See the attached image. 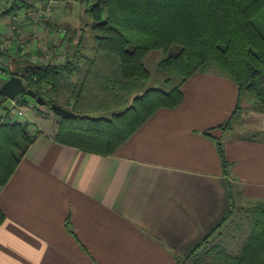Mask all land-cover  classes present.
I'll return each instance as SVG.
<instances>
[{"label":"crops","instance_id":"obj_1","mask_svg":"<svg viewBox=\"0 0 264 264\" xmlns=\"http://www.w3.org/2000/svg\"><path fill=\"white\" fill-rule=\"evenodd\" d=\"M9 4L0 0V48L10 53L0 87L11 75L7 69L18 71L32 62L34 41L52 46L55 40L50 30L26 29L27 39L19 47L10 14H5ZM90 4L59 3L50 16L53 25L77 37L70 39L72 52L80 55L75 59L79 70L70 79L74 85L114 72L109 61L114 66L115 60L98 51L96 38H85L86 25L92 28ZM154 52L158 55L152 66L157 68L160 49L143 59L149 71ZM114 87L108 105H95L111 108L109 116L136 95ZM181 89L184 99L178 106L156 110L111 154L58 142L57 126L38 134L0 186L6 217L0 226V264H178L177 257L189 253L228 215L229 181L244 197L264 200V129L247 136L243 128L220 127L236 105V83L210 67L186 78ZM121 95L127 99L123 105ZM6 105L8 99L0 97V108Z\"/></svg>","mask_w":264,"mask_h":264},{"label":"trees","instance_id":"obj_2","mask_svg":"<svg viewBox=\"0 0 264 264\" xmlns=\"http://www.w3.org/2000/svg\"><path fill=\"white\" fill-rule=\"evenodd\" d=\"M34 1L10 0L5 14L32 10ZM88 11L92 28L96 30L98 51L118 60L117 69L106 84L136 95L131 104L110 116L80 112L77 104L81 94L72 90L76 85L70 82L72 74L79 70L75 62L80 56L77 51L64 63L40 65L27 61L18 71L10 70L11 75L21 76L28 87L45 97L47 106L55 104L69 113L54 111L59 116L54 134L58 142L111 154L156 110L178 106L184 99L182 82L196 71L210 67L226 73L239 90L230 117L220 127L230 128L240 117L244 94L257 108L264 107V0H92ZM174 46L179 49L169 53ZM152 49H160L163 53L157 68L180 79L168 89L150 87L139 91L151 77L143 59ZM169 79L165 78L166 81ZM64 82L68 84L71 96L62 102L56 98L58 96H52L51 91L59 94ZM0 97L2 101L6 100L1 94ZM123 97L120 96V104L127 101ZM26 124L8 120L0 123V186L10 179L38 135H29ZM217 148L226 170L228 162L218 139ZM229 191L228 215L189 253L177 257L178 264L202 245L206 247L211 235L232 220L240 208L244 209L249 231L238 251L229 252L218 243L205 249L203 259L211 257V264H264V200L244 197L232 181H229ZM244 200L247 207H243V203L241 206ZM5 218L0 209V226Z\"/></svg>","mask_w":264,"mask_h":264},{"label":"rangeland","instance_id":"obj_3","mask_svg":"<svg viewBox=\"0 0 264 264\" xmlns=\"http://www.w3.org/2000/svg\"><path fill=\"white\" fill-rule=\"evenodd\" d=\"M23 10L25 9H22V11ZM83 20L84 23H86V21L89 20V15L87 12L84 14ZM87 25H86L87 30L85 31L86 32L85 38L90 42H92L94 41L96 34L93 33L94 32L93 28H91L90 25H88L89 27H87ZM71 38L73 39V41H76L77 37L76 36L69 37V39ZM72 48L73 46H71V49ZM178 49L179 48L177 46H174L169 51V53H175ZM0 53L3 55L4 59H7L8 55H10L9 51H6L4 48H0ZM29 55L31 56V53ZM157 55H158L157 52L150 54V58H149L150 60L148 61L151 65L150 66L151 68L150 71L152 73L151 78L150 80H148L147 82H145L140 86L139 91L145 90L150 86L161 89H168L171 86L175 85L177 81L180 79V77L176 75H168L167 73L163 72L158 68L153 69L152 65ZM159 56L162 57L163 53L160 54ZM114 60H115L114 66H113L114 62L112 63L111 61H109L110 66L112 67L110 68L112 72L116 71L118 65V60L116 58H113L112 61ZM7 70L6 71L9 74L10 71L9 69ZM95 71H97V68L95 69ZM106 71H108V69ZM166 77L170 78L169 81L165 80ZM108 79L109 78H102V79L98 78L97 80H95V82L93 81L89 83L79 82L78 85L76 84L75 88H72V90L75 92H79L82 90V97L80 98L77 104L78 110H80V112H84V111L88 112L89 115L91 116H100V115L109 116L108 113L106 112L110 111L111 108L109 109V108H102L95 106V105H100V106L108 105L106 104V102L110 98V96H112L111 92L115 91V87L113 88V84L110 83L106 84V80ZM97 81L98 83H96ZM63 84H64V88L59 92V94L58 93L55 94V91L53 90L51 91L52 96L55 97L58 96L56 98L58 99L60 98L62 102L71 96V92L67 89L68 84L65 82ZM116 91H118V93H121L123 90L119 88V90ZM30 100H33L34 104L30 105L29 104ZM16 102L20 105V108L23 109L25 112V122H27L26 131L29 135L33 136L36 134H42L46 132L49 133L51 129L57 126V123L59 121V116H57L49 106L39 105L35 101V99L24 94L17 96ZM9 103L10 102L8 101V104ZM241 104H242V109H241L242 113L240 117L235 122H233L229 127L235 128L239 132L243 128L242 130L244 131V134L247 136L257 134L256 131L258 129L263 130L264 107L262 109H258L257 107L252 106L251 100L247 94L243 95ZM242 203L244 205L243 207H247V201L245 200L241 201V206ZM238 205L240 206V203H238ZM244 218H245L244 209L242 210V208H240L239 211L235 213V216L232 220H229L226 224L221 226L216 232H214L211 235V237L208 240L209 243L207 244L206 247L205 245H202L192 255L188 256L187 258H182L180 264H211L212 263L211 257H207L203 259L206 256L205 249L211 248L212 245L214 244L216 245L218 243L221 244L229 252H237L249 231L248 222Z\"/></svg>","mask_w":264,"mask_h":264},{"label":"built area","instance_id":"obj_4","mask_svg":"<svg viewBox=\"0 0 264 264\" xmlns=\"http://www.w3.org/2000/svg\"><path fill=\"white\" fill-rule=\"evenodd\" d=\"M69 0H35L32 10L12 11L10 14V29L16 34V43L20 47L27 39L26 29L37 32L50 30L54 37L53 45L34 41L31 60L40 65L60 64L72 57L71 43L65 27L53 25L50 16L56 4ZM92 3V0H87ZM5 59L0 53V73L4 71ZM19 96V95H18ZM8 99V98H7ZM8 105L0 108V123L8 120L11 123H25V112L16 102L17 97L8 99ZM29 104H34L33 100ZM28 129V128H27ZM29 130V129H28Z\"/></svg>","mask_w":264,"mask_h":264},{"label":"water","instance_id":"obj_5","mask_svg":"<svg viewBox=\"0 0 264 264\" xmlns=\"http://www.w3.org/2000/svg\"><path fill=\"white\" fill-rule=\"evenodd\" d=\"M0 94L8 99H14L18 95L26 94L39 105H47L48 101L40 94L31 88L28 87L21 76L19 75H10V77L1 85ZM50 108L55 111L57 114H69L67 111L60 110L57 105L51 104Z\"/></svg>","mask_w":264,"mask_h":264}]
</instances>
